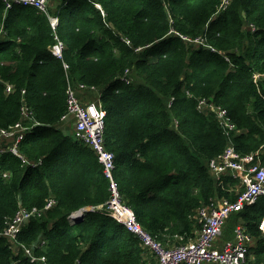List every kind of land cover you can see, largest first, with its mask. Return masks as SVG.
<instances>
[{
	"label": "trees",
	"instance_id": "obj_1",
	"mask_svg": "<svg viewBox=\"0 0 264 264\" xmlns=\"http://www.w3.org/2000/svg\"><path fill=\"white\" fill-rule=\"evenodd\" d=\"M220 2L49 0L54 30L37 8L7 9L0 0V132L20 120L29 126L21 156L0 153V232L21 208L54 201L16 239L0 235V264H43L26 249L49 264L156 263L137 236L97 209L110 182L76 127H64L70 87L83 105L105 111L103 141L121 198L159 242L185 244L201 206L237 198L239 181L216 179L208 165L229 144L264 162V75L254 78L264 74V0H231L219 11ZM56 36L61 58L51 51ZM203 100L225 108L236 129L226 131ZM83 207L96 209L68 223ZM234 215L256 238L252 264H264V198Z\"/></svg>",
	"mask_w": 264,
	"mask_h": 264
},
{
	"label": "built area",
	"instance_id": "obj_2",
	"mask_svg": "<svg viewBox=\"0 0 264 264\" xmlns=\"http://www.w3.org/2000/svg\"><path fill=\"white\" fill-rule=\"evenodd\" d=\"M7 9H11L15 4L31 5L46 13L49 17L51 27L56 30L59 24L57 16L49 14V0H3ZM231 0H221L219 11L228 7ZM51 47L53 55L63 57L64 43L58 39ZM203 41V39L201 40ZM126 71L124 80L128 82ZM264 74L254 73L255 80L262 78ZM264 77V76H263ZM83 87V86H81ZM7 91H12V86H7ZM68 107L62 116L63 121L74 120L77 134L84 139L87 144L97 153L98 162L102 165L104 176L110 181V197L107 203L97 207L104 210L108 215L123 224L126 229L133 233L141 243L155 256V264H252V235L247 232L243 224H238L234 229L233 239L224 238V230L228 219L237 212L243 210L247 205L255 204L260 198H264V162L260 160L257 153L243 154L236 150L234 145L229 144L224 151L212 158L209 162V172L219 179L223 174H230L239 181L233 189L237 195L236 199L223 197L217 199L212 205H203L195 214V218L200 225V231L190 241L182 245H165L148 231H146L137 221L132 208L124 203L118 185L114 179V154L107 150L103 133L105 130V111L94 104L83 105L77 97L76 89L70 87L68 90ZM203 108H211L217 112L220 124L226 131L236 129L231 121L228 111L214 103L206 100L201 102ZM29 126L21 120L12 129L0 132V153L6 150L21 156L19 144L24 139ZM12 141L11 144L2 142ZM36 165V163H34ZM54 204L50 200L48 204L38 210H28L21 208L14 217V220L0 235L16 239L18 231L22 225L27 223L32 217L41 216ZM89 209L95 207H84L72 212L68 218L71 223L77 221ZM259 227L264 237V217H262ZM26 253L31 257L32 262L40 261L49 264L45 257H36L32 250L26 249Z\"/></svg>",
	"mask_w": 264,
	"mask_h": 264
},
{
	"label": "rangeland",
	"instance_id": "obj_3",
	"mask_svg": "<svg viewBox=\"0 0 264 264\" xmlns=\"http://www.w3.org/2000/svg\"><path fill=\"white\" fill-rule=\"evenodd\" d=\"M53 4H56V3L53 1ZM48 11H49V13H50L49 6H48ZM129 74H131V73L129 72ZM64 127H65V128H70V129L74 130L75 127H76V126H75V122H74V120H72V119L67 120V121L65 122ZM6 141H7V138L3 139L1 143L6 142ZM262 149H264V145H263L258 151H261ZM233 215H234V214H233ZM233 215L231 216L232 218L230 217V218L228 219V221H227V223H226V226H225V231H224V234H225V233L232 234V235H231V236H232L231 239H233V237H234V229H235V227H236L238 224H241V222L238 221L239 219H236L237 217H235V215H234V216H233ZM39 217H40V216H39ZM195 219H196V218H195ZM196 221H197V220H196ZM197 223H198V222H197ZM198 224H199V223H198ZM199 229H200V225L194 229V233H195V235H194V236H190V237H188L186 241H190V240H192V239L197 235V232L200 231ZM182 238H183V237H182ZM174 240H176V239H172V241H174ZM177 240L185 241V240H181L178 236H177Z\"/></svg>",
	"mask_w": 264,
	"mask_h": 264
},
{
	"label": "clouds",
	"instance_id": "obj_4",
	"mask_svg": "<svg viewBox=\"0 0 264 264\" xmlns=\"http://www.w3.org/2000/svg\"><path fill=\"white\" fill-rule=\"evenodd\" d=\"M24 6H27V5H24ZM29 6H31V5H29ZM49 14H50V13H49ZM99 164H100V163H99ZM100 165H101V164H100ZM101 166H102V165H101ZM102 170H103V168H102ZM108 180H109V179H108ZM109 182H110V181H109ZM83 208H84V207H83ZM86 208H87V207H86ZM80 209H81V208H80ZM78 210H79V209H78ZM76 211H77V210H76ZM73 212H75V211H73ZM70 214H71V213H70ZM70 214H69V215H70ZM84 214H85V213H84ZM69 215H68V216H69ZM83 216H84V215H83ZM83 216H81L80 218H78L77 221L80 220L81 218H83ZM77 221H75V222H77ZM75 222H74V223H75ZM68 223H71L70 220H69V218H68ZM74 223H71V224H74Z\"/></svg>",
	"mask_w": 264,
	"mask_h": 264
},
{
	"label": "crops",
	"instance_id": "obj_5",
	"mask_svg": "<svg viewBox=\"0 0 264 264\" xmlns=\"http://www.w3.org/2000/svg\"><path fill=\"white\" fill-rule=\"evenodd\" d=\"M232 238V236H227L225 239H231ZM256 244V238L255 237H253V239H252V245H255Z\"/></svg>",
	"mask_w": 264,
	"mask_h": 264
}]
</instances>
